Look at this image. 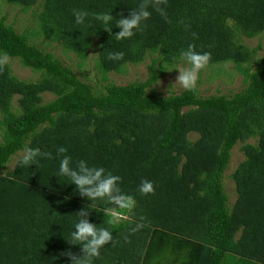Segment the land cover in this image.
<instances>
[{
    "label": "trees",
    "instance_id": "obj_1",
    "mask_svg": "<svg viewBox=\"0 0 264 264\" xmlns=\"http://www.w3.org/2000/svg\"><path fill=\"white\" fill-rule=\"evenodd\" d=\"M4 1L24 11L40 4L43 30L35 25L19 33L0 18V53L38 74L19 80L8 64L0 72V264H71L65 253L82 254L70 237L84 208L91 223L114 236L94 264H125L133 245V253L140 252L147 239L166 233L186 237L191 250L197 246L198 264H264V62L240 39L264 31V0H168L170 23L153 11L124 40L116 39L115 22L141 0ZM73 9L89 13L84 24L75 22ZM101 13L114 20L104 24L95 18ZM43 34L65 54L84 59L97 51L103 75L123 74L149 58L148 79L95 90L44 40L34 42ZM190 44L211 53L212 70V64L233 63L245 86L230 96L185 89L164 95L150 87L184 61L181 49ZM118 51L123 60L107 59ZM45 94L52 99L44 101ZM238 144L244 159L229 175L236 194L230 204L224 177ZM60 146L73 166L85 160L122 178V191L136 200L127 219L110 226L107 200L89 201L67 177L57 176ZM25 147L54 158L26 167L21 155L8 169ZM141 180L154 183V195L140 194ZM140 217L147 226L131 233Z\"/></svg>",
    "mask_w": 264,
    "mask_h": 264
},
{
    "label": "clouds",
    "instance_id": "obj_2",
    "mask_svg": "<svg viewBox=\"0 0 264 264\" xmlns=\"http://www.w3.org/2000/svg\"><path fill=\"white\" fill-rule=\"evenodd\" d=\"M167 4L168 0H141L137 8L132 9L127 17H124L121 13V18L115 22L116 27L120 29L115 34L116 39L132 38L137 31L141 30L144 22L151 18L153 11L170 23L171 21L167 18ZM73 15L75 22L82 25L89 13L84 10L73 9ZM95 18L104 24H110L114 20L113 15L110 13H101L96 15ZM105 30L111 32L112 28ZM180 56L188 67L178 69L179 75L176 82L183 89L195 93L199 73L210 63L211 53L198 52L195 46L190 44L186 50L181 49ZM123 57L124 53L119 51L109 52L107 55V59L110 61H120L123 60ZM8 63L7 53H0V72H3ZM67 153L68 149L64 146L56 149L55 158L59 160L57 176L67 177L76 186L79 194L89 201L107 200L111 207L106 208L104 214L109 218L107 223L110 226L117 225L122 220L127 219V214L132 212L136 206V200L132 195L122 191L119 186L122 178L107 171L104 167H90L85 160H79L73 166L72 157ZM53 158L51 152L41 151L39 148L25 147L19 163L26 167L33 164L38 166L40 160ZM138 191L145 196L154 195V183L149 180H141ZM76 215L79 219L74 224V230L70 238L71 244L81 246L82 254L77 255L69 251L65 255L69 257L71 264H94V260L100 257L101 248L113 242V233L107 227H98L96 224L91 223L89 221L90 211L87 208L81 209ZM145 221L146 217H140L135 226L130 229L131 233L146 227Z\"/></svg>",
    "mask_w": 264,
    "mask_h": 264
},
{
    "label": "rangeland",
    "instance_id": "obj_3",
    "mask_svg": "<svg viewBox=\"0 0 264 264\" xmlns=\"http://www.w3.org/2000/svg\"><path fill=\"white\" fill-rule=\"evenodd\" d=\"M40 4H36L35 7L27 11H24L18 5L8 3L4 0H0V18L4 17L6 24L12 26L19 33H30L35 25L43 30L40 20ZM37 10L39 13L37 14ZM36 19V20H35ZM231 24V23H229ZM43 33V31H41ZM46 35H39L34 42L38 43L44 40L49 44L48 51L60 58L62 62L71 67L73 72L81 80L90 83L95 90H102L108 83H116L118 85L127 84L129 82H143L148 79L149 70L148 67L151 63L149 58H146L143 63L138 65H129L123 70V74L108 73L103 75L97 67V51L91 50L87 53V58L81 59L74 53H63L62 46L57 43H49L46 40ZM242 43H244L250 50L256 49L255 58H260L264 62V31L253 38L240 37ZM222 63L212 64L214 70L207 66L199 73V80L197 82V90L202 96L210 95H227L230 96L245 86L244 77L238 74L233 63L227 62L224 65ZM9 68L12 74L19 80H35L38 74L31 72L28 68L21 66L18 60H9ZM221 65V66H220ZM216 66V67H215ZM217 66L219 68H217ZM188 67L184 61H180L175 68H168L163 77H161L156 83L151 84L150 87L155 88L156 91L168 95L171 93H179L184 90L181 85L176 82L179 75V68ZM253 67V66H252ZM156 70V69H155ZM52 99L50 94L44 95V101ZM16 106V98L13 101ZM2 134V133H1ZM0 134V141H1ZM197 135H190V139H195ZM248 142L253 143L251 139ZM241 145H236L231 153L230 163L228 169L225 172L224 187L228 195V201L232 204L235 200L236 194L234 191V184L230 180L229 175L235 169L239 162L244 159L243 153L240 150ZM22 153L14 156L8 163L7 168L11 169L12 164L21 156ZM163 244H166L163 242ZM165 251H169L168 246H165ZM188 252V251H187Z\"/></svg>",
    "mask_w": 264,
    "mask_h": 264
},
{
    "label": "crops",
    "instance_id": "obj_4",
    "mask_svg": "<svg viewBox=\"0 0 264 264\" xmlns=\"http://www.w3.org/2000/svg\"><path fill=\"white\" fill-rule=\"evenodd\" d=\"M147 240L144 250L133 253L131 248L135 245L129 249V260L125 264H198L196 263L198 248L192 246L191 250L189 242L186 243V237L183 239L179 235L166 233L152 236ZM166 245L169 251H165ZM223 264H227V260Z\"/></svg>",
    "mask_w": 264,
    "mask_h": 264
}]
</instances>
